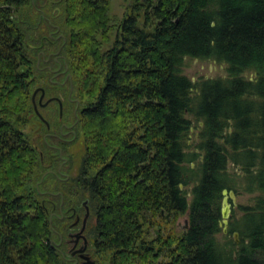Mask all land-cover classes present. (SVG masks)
I'll list each match as a JSON object with an SVG mask.
<instances>
[{"label": "trees", "instance_id": "trees-1", "mask_svg": "<svg viewBox=\"0 0 264 264\" xmlns=\"http://www.w3.org/2000/svg\"><path fill=\"white\" fill-rule=\"evenodd\" d=\"M109 5L0 0V264H70V192L88 199L101 264H264V0H131L119 20ZM59 47L81 107L71 187L24 130ZM190 59L226 75L194 82ZM223 188L254 194L228 225L237 246L217 239Z\"/></svg>", "mask_w": 264, "mask_h": 264}, {"label": "flooded vegetation", "instance_id": "flooded-vegetation-1", "mask_svg": "<svg viewBox=\"0 0 264 264\" xmlns=\"http://www.w3.org/2000/svg\"><path fill=\"white\" fill-rule=\"evenodd\" d=\"M62 35L63 34H59L58 37L60 38ZM58 37L53 36V39L55 40ZM60 50L61 48L59 47L58 51L53 53L54 62L58 67L55 69L50 68L51 75L49 81L52 83V88L49 91H46L43 86H37L32 93L34 113L37 120L42 124V128H44L45 132L43 135L39 134L38 137L33 135V137H31V142L35 147H39L40 150L41 147H43L41 146L42 139H44L50 149L58 152L60 160L56 168L48 169V172L55 173L56 178L60 181L65 182L70 178L71 187L73 186L72 179L74 178V175H71V173L69 175L66 172L68 171V168L65 166L68 165L69 156L65 155L64 149L66 146L63 147L62 144L70 142L71 169V148L74 146V141L77 136L76 124L79 119L81 107L74 96L72 73L71 71L69 72L67 60L60 54ZM43 55L44 54H42V56ZM48 58L49 57H47L46 60H48ZM48 92V96L45 97ZM37 95L38 97L36 100L35 97ZM33 98L35 99L36 104L34 103ZM65 98L66 100H64ZM50 102L57 103V115L56 112L50 111L53 120L59 122L56 125H52L51 121L44 117L43 112L39 111V107L46 108ZM64 103H68L70 106L64 107ZM37 139H39V143H37ZM72 174H74V172H72ZM56 188H60V185L56 186ZM60 191L57 190V192ZM57 192H55V194H57ZM76 203H78L77 206ZM60 212H62L60 218L63 219L65 217L66 220L61 233H59V244H62L61 249L67 255V260L70 261V264H90V262H93V264H101L99 258L95 254V239L90 232L92 216L88 205V199L84 198L81 201H77L74 197V193L70 192V206L64 209L66 214H63L61 208ZM86 212H88V215L83 224Z\"/></svg>", "mask_w": 264, "mask_h": 264}, {"label": "rangeland", "instance_id": "rangeland-1", "mask_svg": "<svg viewBox=\"0 0 264 264\" xmlns=\"http://www.w3.org/2000/svg\"><path fill=\"white\" fill-rule=\"evenodd\" d=\"M130 3H131V0H110L109 16H111L112 18H116L117 20L121 19L123 17V15L125 14V12L128 11ZM46 8L49 9V6L46 5ZM112 24H114V23L111 20V22H109V26L111 27ZM184 71L191 79H193L194 82H196L199 79L224 77L226 75V65L223 63H218L216 61L190 59V60H187V64L185 66ZM48 94H49V92L45 95V97H47ZM37 97H38V95L35 97L36 100H37ZM35 99H34V103L36 104ZM64 100H66V98ZM67 104L68 103H64V107L70 106L69 104L68 105ZM39 111L43 112L44 117L46 119H49L51 121L52 125H54V124L56 125L59 123L58 121L53 120V118L51 116L52 113H50V111L56 112V115H57V111H58L57 103L50 102L46 108H40L39 107ZM199 122L200 121H198V124H199ZM200 127H202V126H200ZM191 128H190L191 133L189 134L188 143L190 145H193L194 141L198 139V134H199V128L196 127V121L192 124ZM24 130H25V132H29L30 137H33V135H36L35 137H38L39 134L43 135V133L45 132V130H44V128H42V125L39 122V120H37V118H34V117H33V119L28 121ZM196 133H197V136H196ZM36 141H37V143H39V139H37ZM62 146L63 147L66 146V148L64 149V153H65V155L69 156L68 165L65 166L68 168V171H66V172L69 175L71 173V175L75 176L79 170V166L81 165V162H82V159L84 156V145H83L82 135L80 133H77V136H76L75 141H74V146L71 148V152H72L71 169H70V142L64 143V144H62ZM192 165H194V164H192ZM229 169L232 172L238 171V168H236V166H233L232 164H229ZM72 172H74V174H72ZM191 185L192 184L189 185L188 189L191 187ZM235 193H236V201L234 204L231 205L229 222L234 220V219L239 218L242 214V211L240 210V206L252 204V200L254 198V194L245 192L240 188L237 190V192L235 191ZM186 221H187L186 215L180 216L176 222L177 228L180 230L183 227H185ZM228 225H229V223H228ZM221 229H222V227H221ZM235 233H237L236 237H235L236 240L234 238ZM224 235L228 236L227 239L224 237ZM217 239H218V241H220L219 243H224L228 240H234V242L236 243V246L241 243L239 233L237 231H232L231 233H229L228 227H227L226 233L221 231V233L217 234Z\"/></svg>", "mask_w": 264, "mask_h": 264}, {"label": "water", "instance_id": "water-1", "mask_svg": "<svg viewBox=\"0 0 264 264\" xmlns=\"http://www.w3.org/2000/svg\"><path fill=\"white\" fill-rule=\"evenodd\" d=\"M33 101H34V98H33ZM199 125L203 126V122L200 121ZM196 136H197V133H196ZM180 187H182V184H180ZM235 201H236V193H235V191L232 190V189L229 190L227 188H223L222 189L221 207H220L221 221H220L219 225L222 227V231L224 233L227 232L231 205L234 204ZM87 215H88V212H86V214H85V217L83 219V224H84V222L86 220ZM185 226H187V221H186V225ZM236 234L237 233L234 234V238L236 237ZM235 240H236V238H235ZM90 264H93V262H90Z\"/></svg>", "mask_w": 264, "mask_h": 264}]
</instances>
